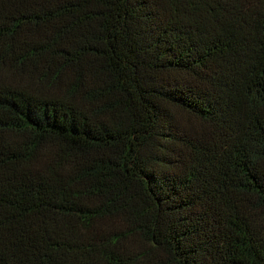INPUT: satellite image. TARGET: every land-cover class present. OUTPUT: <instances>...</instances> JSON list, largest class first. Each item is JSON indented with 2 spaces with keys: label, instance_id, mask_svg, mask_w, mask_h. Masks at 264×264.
Wrapping results in <instances>:
<instances>
[{
  "label": "trees",
  "instance_id": "trees-1",
  "mask_svg": "<svg viewBox=\"0 0 264 264\" xmlns=\"http://www.w3.org/2000/svg\"><path fill=\"white\" fill-rule=\"evenodd\" d=\"M0 264H264V0H0Z\"/></svg>",
  "mask_w": 264,
  "mask_h": 264
}]
</instances>
